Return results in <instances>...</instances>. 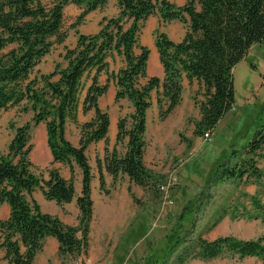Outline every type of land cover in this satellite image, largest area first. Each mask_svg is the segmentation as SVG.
<instances>
[{"label": "trees", "instance_id": "16d2710c", "mask_svg": "<svg viewBox=\"0 0 264 264\" xmlns=\"http://www.w3.org/2000/svg\"><path fill=\"white\" fill-rule=\"evenodd\" d=\"M177 7L166 0H116L118 13L104 17L96 34H78L76 44L66 49L62 63L48 74L31 77L34 68L54 43H62L63 10L68 4L81 9L74 25L102 9L107 0H0V113L20 106L31 113L29 122L14 127L6 152L0 154V205L8 206V216L0 221V250L7 264H33L45 238L56 240L61 261L86 255L92 217L91 167L86 150L104 141V155L95 158L99 186L104 190L103 171L114 182L118 176L141 189L155 190L161 177L143 162L146 112L155 93L158 118L164 120L179 105L182 81L196 82L204 101L197 105L200 120L195 133L211 132L234 106L233 68L248 50L264 39V0H184ZM157 15L162 23L186 24L180 42H172L155 30L154 45L163 78L146 73L149 50L139 44L144 21ZM118 56L124 66L111 72L115 85L114 101L127 100L132 112L116 123L115 144L124 152L108 150L109 116L98 107L106 93L98 76L107 73L108 59ZM87 80L89 83L87 84ZM92 112V118L79 126L78 145L65 138L68 121L76 122L77 113ZM44 124L46 143L52 163L65 165L69 179L57 169L34 172L29 160L31 130ZM128 125V126H127ZM264 148V131H256L246 146L248 159L239 166H222L218 179L251 177L263 198L247 196L249 208L241 206L236 218L264 223V173L256 165L257 152ZM254 156V157H253ZM81 172V190L75 198L73 168ZM42 173V172H41ZM38 189L47 201L68 204L75 198L79 210L76 226H67L57 217L40 211L30 199ZM233 210V213H237ZM222 254L239 259L255 257L264 261V234L252 240L218 237L213 241L198 238L175 257L182 264L188 257L213 259ZM62 263V262H61Z\"/></svg>", "mask_w": 264, "mask_h": 264}, {"label": "rangeland", "instance_id": "374dc122", "mask_svg": "<svg viewBox=\"0 0 264 264\" xmlns=\"http://www.w3.org/2000/svg\"><path fill=\"white\" fill-rule=\"evenodd\" d=\"M103 8L87 14L75 26L81 9L68 4L63 10L62 43L51 46L48 54L34 68L31 77L48 74L57 63H62L65 50L75 46L78 34H96L100 29V21L111 13L108 8ZM138 41L141 44V32ZM154 52L156 54L155 48ZM150 56L152 62L154 55L151 53ZM107 61V73H100L98 76L100 85L107 84L106 93L98 99V107L108 114L109 121L115 119L117 123L120 118L128 121L132 112L131 104L127 100L114 101L115 85L108 79L111 72H117L124 66L123 61L116 55ZM150 69L153 70L151 63ZM233 85L234 106L210 132L211 141H205L203 135L195 133V125L200 120L197 105L204 101L196 84L184 86L182 100L164 120H160L158 115L156 117L155 93H151L145 131L144 165L161 177L158 186L170 176L174 177L168 193L171 203H162L158 187L155 190H145L131 184L126 176H118L113 182L108 175H103L104 188L127 189L132 198L133 205L128 210L129 214H126L123 225L130 223L127 231L131 247L121 244V252L115 255L117 259L114 261L88 260V246L86 255H81L78 259L66 257L61 261L57 250L53 252L54 249L46 243L44 250L42 246L41 251L35 255L33 264H175V257L182 253L184 247L193 245L198 238L213 241L218 237L230 236L239 240H252L262 236L264 223L232 215L239 214L241 206L249 208L247 196L258 194L263 198L253 179L246 176L241 179H218L215 173H219L224 165L235 168L248 159V142L256 131H264V39L260 44L253 45L234 66ZM92 116V112L83 114L79 107L76 122L68 121L65 126V138L69 142H76L79 138V126ZM30 119L31 113H25L20 106L0 113V154L6 152L13 136L11 125L19 127ZM43 129L45 130L44 124H39L31 130V151L28 158L33 164L34 172L45 176V168H54L52 161L51 166L45 168L36 166L35 157L41 156L42 150L36 148L34 139L32 142V137L36 139ZM123 145H116L115 149L120 154L124 152ZM107 147L110 151L108 142ZM94 153L90 147L86 156L91 160L92 179L99 183ZM257 154L255 165L264 173V148ZM103 155L104 150L102 157ZM233 210H237V213H233ZM7 216V210L1 204L0 221ZM2 255L3 251L0 250V264H7ZM248 258L253 257L239 259L229 254L213 259L188 257L182 264H264L258 258Z\"/></svg>", "mask_w": 264, "mask_h": 264}, {"label": "crops", "instance_id": "0c3cea01", "mask_svg": "<svg viewBox=\"0 0 264 264\" xmlns=\"http://www.w3.org/2000/svg\"><path fill=\"white\" fill-rule=\"evenodd\" d=\"M169 3L174 4L177 7H181L185 4L184 0H166ZM108 8L110 10V16L114 17L118 13V9L116 7V0H107L106 5L103 9ZM186 24L179 23L177 21H172L169 23H162L158 16H150L148 17L142 26L141 29V45L146 47L149 50V56L147 61V76L148 77H157L159 79L163 78V70L161 65L159 64L157 51L156 54L154 52V31L157 29L159 32H163L172 42H180L184 34L186 32ZM154 55V58L151 62L150 54ZM109 63V62H108ZM150 63L153 66V70L150 69ZM186 81V84H184ZM191 83L196 84L193 80ZM186 79L182 81V93L181 100L183 98L184 86L188 87ZM197 86V84H196ZM156 105V103H155ZM155 112V110H154ZM157 107H156V117H157ZM148 123V110L146 112V127ZM147 130V129H146ZM115 137H116V121L113 119L109 121V127L107 132V142L110 145V148L117 146L115 145ZM33 139L35 142H33ZM32 142L35 144L36 148L42 150V155L35 157L34 164L40 168H45L47 166H51V155L46 147V133L45 130L41 131L36 139L34 136L32 137ZM73 146H77L78 138L76 142H70ZM104 141L97 142L95 144H91L87 150L91 147L94 150V156L98 158H102L103 150H104ZM97 155V156H96ZM87 157V156H86ZM88 163L91 167V160L88 159ZM143 162L145 163V156H143ZM52 167L58 169L59 174L64 179H69L70 174L68 168L59 164L52 163ZM103 173H105L103 171ZM103 175H107L106 173ZM46 178V175L44 176ZM74 195L75 198L80 194L81 190V173L78 168L74 167ZM111 178V177H110ZM105 179V178H104ZM105 181V180H104ZM105 184V182H104ZM91 189V200H92V217L89 224V235H88V260H103L105 261H114L117 259L115 255L121 252V244L124 246L131 247V238H129V232L127 231V227L130 223H127L125 226L126 214H129L128 210H131L133 205L132 198L127 189H119V188H111L101 190L99 187V183H97L94 179H91L90 182ZM75 198L68 204L57 205L52 201H47L44 199L40 190L35 189L32 191L30 195V199L35 201L39 206L40 211L42 213L57 217L63 224L67 226H75L77 225V217L79 214V210L75 204ZM8 214V206L3 204ZM115 237L113 240L112 238ZM122 239V240H121ZM48 243L52 249L57 250L58 244L55 239L48 237L43 241V250L45 244ZM3 256V255H2ZM248 259H256L248 258Z\"/></svg>", "mask_w": 264, "mask_h": 264}, {"label": "built area", "instance_id": "2783aa9c", "mask_svg": "<svg viewBox=\"0 0 264 264\" xmlns=\"http://www.w3.org/2000/svg\"><path fill=\"white\" fill-rule=\"evenodd\" d=\"M211 137H212V134H210V132H206L203 134V139L205 141H211ZM174 182V177H169L165 182H163L162 184H160L158 186V191L161 195V201L163 204H169L171 203V200L168 198L169 197V189L171 187V185L173 184Z\"/></svg>", "mask_w": 264, "mask_h": 264}]
</instances>
